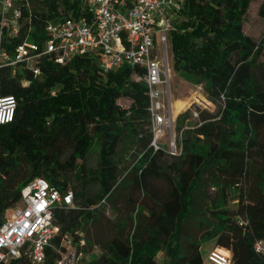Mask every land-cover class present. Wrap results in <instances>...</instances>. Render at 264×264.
Segmentation results:
<instances>
[{
  "label": "trees",
  "instance_id": "1",
  "mask_svg": "<svg viewBox=\"0 0 264 264\" xmlns=\"http://www.w3.org/2000/svg\"><path fill=\"white\" fill-rule=\"evenodd\" d=\"M253 1L184 0L176 14L169 33L173 67L205 80L207 95L219 109L201 112L203 123L185 131L182 155L170 163L163 161L164 150L150 146L148 92L136 79L141 69L104 72L91 56H76L64 65L45 61L38 77L29 69L14 76L9 67L2 68L1 92L15 95L18 108L13 121L0 125V223L20 203L23 186L45 177L73 192L74 207L54 209L59 243L65 233L85 232L98 216L97 205L126 188L127 203L140 204L148 217H136L132 232L117 233L106 253L81 264H156L161 249L170 264H206L201 252L206 239L229 249L235 264H264L254 248L264 239V34L255 39L244 31ZM20 6V31L5 38L10 52L27 37L42 40L48 21L78 14L81 3L21 0ZM127 146L139 157L130 189L126 177L120 180L119 152ZM93 148L96 167L86 162ZM206 180L218 185L224 204L208 209L214 221L203 220L207 232L186 243L184 227L197 212L195 196ZM234 188L238 196L232 210L227 206ZM239 219L246 223L240 225ZM55 257L50 254L45 264ZM10 264L32 263L22 256Z\"/></svg>",
  "mask_w": 264,
  "mask_h": 264
},
{
  "label": "built area",
  "instance_id": "2",
  "mask_svg": "<svg viewBox=\"0 0 264 264\" xmlns=\"http://www.w3.org/2000/svg\"><path fill=\"white\" fill-rule=\"evenodd\" d=\"M21 0H0V70L29 69L41 76L45 61L60 65L76 56L97 59L104 72L123 66L139 68L136 79L148 92V110L154 132L150 146L162 149L172 157L182 155V133L174 129V113L166 107L165 96L169 85L168 35L173 20L181 11L184 0H80L78 14H65L45 25V37L40 41L28 37L12 52L4 45L6 36H16L22 18ZM24 82V81H23ZM27 83V82H26ZM0 81V125L13 121L18 99L4 95ZM221 103L225 96L221 95ZM199 116L198 111H194ZM169 129L167 144L160 138ZM105 201V200H104ZM59 205L74 207L71 189L61 190L45 177H36L21 190L20 203L5 213L0 223V264L27 257L32 264H45L55 254L53 264H81L86 239L82 231L61 233L55 222L54 209ZM245 220L239 219L244 225ZM256 251L264 256V239L254 242ZM211 264H235L225 247H213L208 253Z\"/></svg>",
  "mask_w": 264,
  "mask_h": 264
},
{
  "label": "rangeland",
  "instance_id": "3",
  "mask_svg": "<svg viewBox=\"0 0 264 264\" xmlns=\"http://www.w3.org/2000/svg\"><path fill=\"white\" fill-rule=\"evenodd\" d=\"M263 0H254L246 14L244 22V31L254 37L260 39L264 34V13L261 12ZM170 35V34H169ZM168 35L167 41V53L169 60V85L167 87V94L165 96L166 107L170 105L174 113V129L176 133H185L187 129H194L196 126L201 125V112L205 113H217L219 104L213 102L207 95L205 88V80L201 77H197L194 74L186 73L182 69H175L173 67V58L170 49V36ZM26 83V82H25ZM121 101V100H120ZM180 102H186L184 108L181 107ZM126 105L129 102L124 101ZM169 104V105H168ZM180 106V107H179ZM198 111L199 116L194 115V111ZM188 111V115L185 119L178 120L181 113ZM153 125L151 123V130ZM154 135V132H153ZM169 137V129L164 131V136L160 138L162 144H167ZM201 144H204V140H201ZM135 153V152H134ZM130 147H124L119 152V157L122 160L123 174L120 178L126 177L127 187L130 189L131 182L134 178V169L137 165L139 157L134 155ZM98 152L97 148H93L92 152L87 158V165L90 167L97 166ZM175 158L166 154L163 158L165 163H170ZM254 179V178H253ZM254 180H252L253 182ZM73 188V184L71 185ZM126 188H121L115 198L111 200L106 199L101 201L97 207L100 210L97 218L88 225L83 235L89 241L87 256L85 261H91L98 259L104 253H106L105 247L107 243L117 234L123 232L129 234L133 231L136 222L135 218L148 217V211L142 208L140 204L136 207L133 204L127 203L126 200ZM237 196L238 191L234 188L229 193L230 203L228 208L234 210L237 207ZM197 212L192 215L184 227V241L187 243V239L199 240L203 234L207 232L208 227L203 223L211 220L212 217H208L211 214L208 209L213 208L214 203L217 205L224 204L222 193L217 184L213 181L206 180L201 183L198 188V193L195 196ZM137 208V209H136ZM207 211L206 214L202 215L201 211ZM219 246L215 239H206L201 244V252L206 261V264H211L208 261V253L214 247ZM156 264H170L171 257L168 256L165 250L161 249L158 251L156 256Z\"/></svg>",
  "mask_w": 264,
  "mask_h": 264
},
{
  "label": "bare ground",
  "instance_id": "4",
  "mask_svg": "<svg viewBox=\"0 0 264 264\" xmlns=\"http://www.w3.org/2000/svg\"><path fill=\"white\" fill-rule=\"evenodd\" d=\"M186 104H187L186 102H180L179 105H181V107L184 108ZM179 107H180V106H179Z\"/></svg>",
  "mask_w": 264,
  "mask_h": 264
},
{
  "label": "crops",
  "instance_id": "5",
  "mask_svg": "<svg viewBox=\"0 0 264 264\" xmlns=\"http://www.w3.org/2000/svg\"><path fill=\"white\" fill-rule=\"evenodd\" d=\"M230 251V250H229ZM230 253H231V251H230Z\"/></svg>",
  "mask_w": 264,
  "mask_h": 264
}]
</instances>
